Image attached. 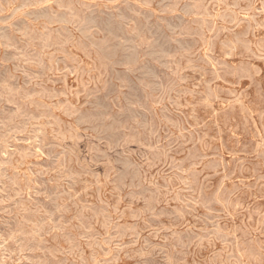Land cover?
Here are the masks:
<instances>
[{
    "label": "rangeland",
    "instance_id": "1",
    "mask_svg": "<svg viewBox=\"0 0 264 264\" xmlns=\"http://www.w3.org/2000/svg\"><path fill=\"white\" fill-rule=\"evenodd\" d=\"M0 264H264V0H0Z\"/></svg>",
    "mask_w": 264,
    "mask_h": 264
}]
</instances>
